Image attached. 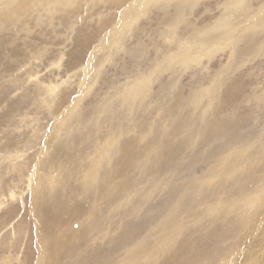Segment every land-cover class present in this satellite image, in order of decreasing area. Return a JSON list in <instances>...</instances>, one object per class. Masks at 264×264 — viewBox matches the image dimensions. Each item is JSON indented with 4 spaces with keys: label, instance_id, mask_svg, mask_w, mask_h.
<instances>
[{
    "label": "rangeland",
    "instance_id": "rangeland-1",
    "mask_svg": "<svg viewBox=\"0 0 264 264\" xmlns=\"http://www.w3.org/2000/svg\"><path fill=\"white\" fill-rule=\"evenodd\" d=\"M7 4L0 264L264 262V0Z\"/></svg>",
    "mask_w": 264,
    "mask_h": 264
},
{
    "label": "bare ground",
    "instance_id": "bare-ground-1",
    "mask_svg": "<svg viewBox=\"0 0 264 264\" xmlns=\"http://www.w3.org/2000/svg\"><path fill=\"white\" fill-rule=\"evenodd\" d=\"M12 1H14V0H4V2H8V6H11L10 4L12 3ZM53 1V0H52ZM34 2H35V0H34ZM149 2V1H148ZM3 5H5V4H3ZM5 7V6H4ZM34 6H33V3H28L27 4V9L26 8H23V10H21V12L23 11V12H27V10H29V9H32ZM20 12V13H21ZM25 14V13H24ZM3 15V14H2ZM14 16H15V14H14ZM70 112V111H69ZM167 147V146H166ZM143 158V157H142ZM149 159V158H148ZM157 159V158H156ZM144 164V163H143ZM205 178V177H204ZM52 188V187H51ZM56 190V189H55ZM57 195V194H56ZM253 201H255V199H252ZM253 201H249L248 203H247V205L246 204H244V206L246 205L247 207H248V205H250V204H252L253 203ZM49 203H50V201H48ZM47 202V203H48ZM47 203H45L44 204V206H41V207H43V210L45 209H48L49 208V206H48V204ZM216 206V205H215ZM246 206L245 207H243V209H242V217H244L245 215H246V213H245V208H246ZM211 207V206H210ZM217 207V206H216ZM250 208V207H249ZM45 210H44V213H45V215H46V217L47 218H50V219H52L53 220V217H51V216H49L48 215V212H45ZM226 212V211H225ZM200 214L201 215H203V214H205V212L203 211V212H200ZM225 214V213H224ZM207 218V217H206ZM45 224H47V226L48 225H50V223H45ZM221 233V232H220ZM226 234V233H225ZM222 237V236H221ZM263 238V237H262ZM198 240V239H197ZM166 241V240H165ZM257 241V240H256ZM170 245V244H169ZM177 247H178V245H177ZM193 247V246H192ZM199 248V247H198ZM217 248V247H216ZM199 250V249H198ZM258 250V249H257ZM264 252V251H263ZM256 254V253H255ZM264 254V253H263ZM260 255V254H259ZM255 256H257V255H255ZM255 256H253L252 255V257H255ZM261 256V255H260ZM263 257V256H262ZM253 260H254V258H253ZM261 260V259H260ZM254 261H256V259L254 260ZM99 262V261H98ZM256 263V262H255ZM96 264V263H95ZM161 264H170V262H164V263H161ZM173 264V263H172ZM261 264H264V262H262Z\"/></svg>",
    "mask_w": 264,
    "mask_h": 264
}]
</instances>
